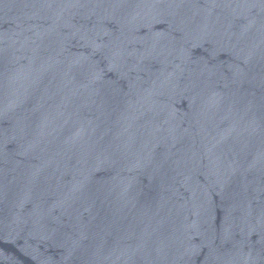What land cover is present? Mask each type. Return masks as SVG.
Wrapping results in <instances>:
<instances>
[{
    "label": "water",
    "instance_id": "water-1",
    "mask_svg": "<svg viewBox=\"0 0 264 264\" xmlns=\"http://www.w3.org/2000/svg\"><path fill=\"white\" fill-rule=\"evenodd\" d=\"M0 264H264V0H0Z\"/></svg>",
    "mask_w": 264,
    "mask_h": 264
}]
</instances>
